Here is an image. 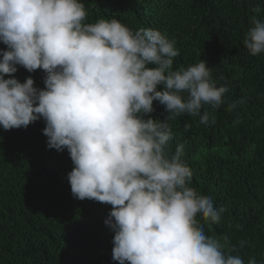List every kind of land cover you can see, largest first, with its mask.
Returning a JSON list of instances; mask_svg holds the SVG:
<instances>
[{
  "label": "clouds",
  "instance_id": "obj_1",
  "mask_svg": "<svg viewBox=\"0 0 264 264\" xmlns=\"http://www.w3.org/2000/svg\"><path fill=\"white\" fill-rule=\"evenodd\" d=\"M87 17L81 0H0V127L44 120L48 149L67 150L74 165L73 197L111 205L104 223L118 264H244L227 235L205 234L197 217L218 222L226 210L190 186L184 145L169 147L170 122L188 114L209 123L201 109L219 108L228 86H217L203 60L174 70L179 51L158 30ZM251 24L243 46L256 56L264 21ZM17 66L42 70L45 87L15 79ZM154 102L168 113L163 120L153 118Z\"/></svg>",
  "mask_w": 264,
  "mask_h": 264
},
{
  "label": "trees",
  "instance_id": "obj_2",
  "mask_svg": "<svg viewBox=\"0 0 264 264\" xmlns=\"http://www.w3.org/2000/svg\"><path fill=\"white\" fill-rule=\"evenodd\" d=\"M81 2L86 22L115 18L133 31L158 30L175 41L174 70L203 60L217 86H228L219 108L201 109V115L210 113L209 123L188 114L170 122L169 147L174 153L184 145L190 186L226 210L218 222L197 217L205 234L227 235L236 248L232 255L244 264L251 257L264 264V53L252 56L243 46L252 18L264 21V0ZM5 50L0 42V60ZM17 69L14 78L21 83L30 77L34 87H45L42 70ZM239 99L245 102L228 111ZM153 107V118L168 115L158 102ZM44 128L43 119L27 128L0 127V264H118L114 233L104 223L111 205L73 197L70 155L48 149Z\"/></svg>",
  "mask_w": 264,
  "mask_h": 264
}]
</instances>
